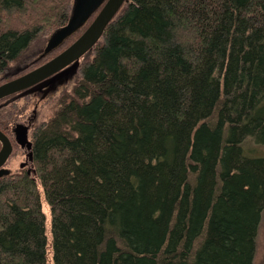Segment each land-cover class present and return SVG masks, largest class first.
<instances>
[{
	"label": "trees",
	"instance_id": "trees-1",
	"mask_svg": "<svg viewBox=\"0 0 264 264\" xmlns=\"http://www.w3.org/2000/svg\"><path fill=\"white\" fill-rule=\"evenodd\" d=\"M73 3L0 0V74ZM76 73L33 132L36 175L0 182V264H48L45 205L55 264H253L264 0H127Z\"/></svg>",
	"mask_w": 264,
	"mask_h": 264
},
{
	"label": "water",
	"instance_id": "water-1",
	"mask_svg": "<svg viewBox=\"0 0 264 264\" xmlns=\"http://www.w3.org/2000/svg\"><path fill=\"white\" fill-rule=\"evenodd\" d=\"M127 0H74L68 22L54 30L49 36L41 53L47 56L60 47L68 36L85 25L97 11L93 20L82 33L68 46L62 49L33 69L16 75L0 83V100L18 93L19 97L37 91L45 94L56 88L68 77L74 75L80 65V59L102 37L106 27ZM17 141L25 145L28 131L21 123L15 127ZM0 140L3 143L0 151V164L5 161L12 150L9 137L0 130ZM31 145V143H28ZM9 171H1V173ZM0 173V174H1Z\"/></svg>",
	"mask_w": 264,
	"mask_h": 264
},
{
	"label": "rangeland",
	"instance_id": "rangeland-1",
	"mask_svg": "<svg viewBox=\"0 0 264 264\" xmlns=\"http://www.w3.org/2000/svg\"><path fill=\"white\" fill-rule=\"evenodd\" d=\"M49 35L46 36H40L39 38H37L35 41H33L30 46L24 50V52L15 60L13 61L9 66V70L8 72L14 71L18 66H23L27 63H30L31 61L36 60L40 53L43 51L44 46L47 43ZM68 46V45H67ZM62 49H64V47L60 48L59 51H57L56 53L60 52ZM56 53L50 55L49 57H52L53 55H55ZM48 57V58H49ZM3 74H0V78ZM79 78V74L75 73L74 75H72L71 77H68L66 80L64 79V81L62 83H60L57 86V89L54 91H51L49 93H47L46 95L43 92H34L31 94H28L26 96L23 97H11V99L13 100L12 102H14L16 104V111L26 108V116L29 115H35V125H40L44 120H46L48 117H50L53 112L55 111V109L58 107L59 105V101L60 98L63 94H65L67 91H71V89L73 88L74 84L76 83L77 79ZM43 94V95H42ZM38 104L37 107V112L33 113V109L35 108V105ZM35 130V129H34ZM33 130V132H34ZM33 135V134H32ZM248 143V142H247ZM249 147H256L254 146L253 143L249 142ZM258 149V151H260L261 153H264V147H256ZM20 159H17V161L14 163L13 165V170H15V168H17L18 166V161ZM44 211L46 213L47 216V235H48V240H49V245L47 248V262L48 264H55L54 260H53V253H52V249L50 246V238H51V234H50V221H51V212H50V207L48 205H45L44 207ZM253 264H264V210L262 213V219L259 225V229H258V234H257V240H256V251H255V257H254V262Z\"/></svg>",
	"mask_w": 264,
	"mask_h": 264
},
{
	"label": "flooded vegetation",
	"instance_id": "flooded-vegetation-1",
	"mask_svg": "<svg viewBox=\"0 0 264 264\" xmlns=\"http://www.w3.org/2000/svg\"><path fill=\"white\" fill-rule=\"evenodd\" d=\"M41 53L36 60L31 61L30 63H27L23 66H18L14 71L8 72V70L10 68L9 67L8 70L6 71V73H4L1 76L0 83L5 81V80L11 79V78L15 77L16 75L27 72V71L33 69L34 67L40 65L41 63L45 62L49 58H51V57H49L50 54H48L47 56H45L46 60H44L45 57H42ZM38 92L44 93V91H38ZM15 96L19 97L18 93L12 94L10 96H7V97L1 99L0 100V111L3 108V106L9 105L10 103H12L13 100L11 99V97H15ZM37 107H38V104L35 105V108L33 109V113L37 112ZM25 109L26 108L17 110L13 119L5 118V116L4 117L0 116V130L9 137V139L12 143V150H11L10 154L5 159V161L2 162V164H0V173H1V171H6V170H8L9 172L8 173L3 172L0 174V182L6 176H9V175L14 176L17 173H27L28 175H31V176L36 175V162L34 159V151H33L34 138H33L32 134H33V130L36 129L38 125L37 126L35 125V123H36L35 122V120H36L35 115H31V116L27 115L26 116ZM19 123L23 124L28 131L27 140H26L27 143L25 145L20 144L16 139L15 127ZM28 143H31V145ZM2 146H3V143L0 140V151L2 149ZM17 159H20V160L18 161L17 168H15L16 171H14L13 165L17 161Z\"/></svg>",
	"mask_w": 264,
	"mask_h": 264
}]
</instances>
